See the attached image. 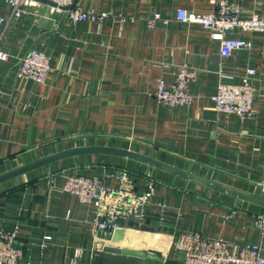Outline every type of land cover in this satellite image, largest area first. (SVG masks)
Returning <instances> with one entry per match:
<instances>
[{"label":"crops","instance_id":"crops-1","mask_svg":"<svg viewBox=\"0 0 264 264\" xmlns=\"http://www.w3.org/2000/svg\"><path fill=\"white\" fill-rule=\"evenodd\" d=\"M39 1L16 18L0 0V18L7 21L0 20V43L8 53L0 60V174L63 149L106 145L264 194L263 33L235 30L253 45L223 56L208 29L177 18L181 9L213 12L217 0H78L86 12L107 14L78 21ZM238 2L242 16L264 12V0ZM157 13L161 17L150 24ZM31 48L52 62L44 83L19 73ZM183 65L196 71L188 84L193 102L165 106L155 94L159 80L172 85ZM249 68L257 86L254 116L220 111L212 95L221 74H232L230 81L239 84ZM73 175L97 176L113 191L100 206L82 202L64 188ZM145 193H151L143 203L145 218L134 212L118 227L147 236L161 249L152 251L165 258L159 264H182L176 241L188 231L228 240L233 250L258 245L264 256V228L256 224L263 206L111 154L64 158L53 170L46 165L1 182L0 228L16 233L24 264H87L97 238L95 219L116 206L138 210L136 197Z\"/></svg>","mask_w":264,"mask_h":264},{"label":"built area","instance_id":"built-area-1","mask_svg":"<svg viewBox=\"0 0 264 264\" xmlns=\"http://www.w3.org/2000/svg\"><path fill=\"white\" fill-rule=\"evenodd\" d=\"M12 8V16L20 17L27 13V7L37 6L39 0H4ZM54 11L63 15L67 20H104L106 13H90L77 6L72 7L75 0H47ZM161 17L157 13L149 20L150 24ZM177 18L185 22L201 24L208 29L213 39L220 41L221 54L230 56L234 50L250 48L253 45L251 39L239 38L235 30L243 32H257L264 34V12L253 16H242L241 4L238 0H217L216 9L210 13H193L181 9ZM5 22L6 19L1 17ZM10 20V19H8ZM7 22V21H6ZM8 53L3 50L0 43V60H7ZM53 71V65L49 56L42 50L31 48L20 61L19 73L36 82L44 83ZM255 73L249 68L242 76V82L233 83L230 79L234 76L230 73H222V81L218 90L212 95L217 108L226 113L238 114L241 118L254 116V98L257 86L252 77ZM196 71L188 66H181L176 74L175 82L167 85L163 79L159 80L156 97L165 106H188L193 102V96L188 91V84L195 78ZM121 179L126 174H120ZM51 184L55 183V177L50 176ZM65 190L77 195L82 202H95L99 206L105 200V195L112 193V189L103 185L97 176L73 175L67 178ZM151 193H145L136 197L139 201L135 204L139 209H115L100 215L95 219V232L97 237L109 238L114 229L119 226L123 218H129L137 213L140 219H144L146 211L143 207ZM135 198V199H136ZM135 199L129 201L134 204ZM259 228H264V219L256 221ZM49 238V236H46ZM178 258L182 264H264V256L258 245L242 246L239 250H233L228 240L218 237H208L197 231L183 232L176 241ZM21 249L16 244V233L12 230L0 228V264H24L21 261ZM77 257L81 250L77 249Z\"/></svg>","mask_w":264,"mask_h":264},{"label":"water","instance_id":"water-1","mask_svg":"<svg viewBox=\"0 0 264 264\" xmlns=\"http://www.w3.org/2000/svg\"><path fill=\"white\" fill-rule=\"evenodd\" d=\"M77 2L78 0H75L72 7L75 6ZM83 154H111L132 158L264 207V194L258 195L233 188L217 180L189 172L134 150L106 145L79 146L54 152L1 173L0 183L46 165H50L53 170L58 160ZM152 250L159 251L161 249L155 244L149 243L147 236L144 235V237H139V235L132 233L130 229L116 227L109 238L97 237L95 239L93 255L87 264H159L165 261L163 255Z\"/></svg>","mask_w":264,"mask_h":264},{"label":"rangeland","instance_id":"rangeland-1","mask_svg":"<svg viewBox=\"0 0 264 264\" xmlns=\"http://www.w3.org/2000/svg\"><path fill=\"white\" fill-rule=\"evenodd\" d=\"M260 219H264V217L263 216H260V218L258 220H260Z\"/></svg>","mask_w":264,"mask_h":264}]
</instances>
